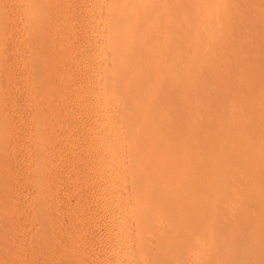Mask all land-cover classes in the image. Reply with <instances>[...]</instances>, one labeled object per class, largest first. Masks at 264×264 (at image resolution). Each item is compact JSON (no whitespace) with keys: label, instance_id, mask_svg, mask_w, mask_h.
<instances>
[{"label":"rangeland","instance_id":"rangeland-1","mask_svg":"<svg viewBox=\"0 0 264 264\" xmlns=\"http://www.w3.org/2000/svg\"><path fill=\"white\" fill-rule=\"evenodd\" d=\"M95 1L96 0H0V135H2L0 136V264H116L120 258H122L121 254L124 256L125 249L121 247L123 249V253H121L122 249L119 246L110 247L112 244L117 243L115 241L121 238V240H127V246L129 243L133 245L129 244L131 246H128V253L130 252V256L133 252L137 254L131 256V261L135 264H150V262H152L151 264H194V261H198V264L200 259L201 262L199 264H202L203 261L204 264H218V262L215 261L217 259H215V256L218 257L219 255L214 256L208 254L210 246L214 248L215 245L218 246L219 250L224 247V249H221L223 254H221L222 252H219L216 247L217 252L220 253L219 258L223 257L219 264H264V0H233L231 2L227 0L229 3L225 1L227 4L224 2L226 4L224 5L221 2L218 3L219 6L217 5L218 0H211V3L213 4V2H215L214 4L217 5V7H211L212 9L210 8V10L208 9L209 7H205V9L202 6V8L199 6L194 7L192 5L193 2L187 1L192 5L190 6L186 1L181 0V2L183 1V7L180 8V5H178L162 9L161 12L169 14L168 18L161 19L159 22H156L153 27L148 29L149 33L152 35L155 34L156 36L155 42L151 45L153 46L155 44L154 46L156 47L160 46L159 50L157 49L159 54L153 52L152 55L150 54L151 56H154V54L158 56L161 53L163 54L171 50L176 51V49L180 48L189 49L190 51H199L198 49L203 48L202 50H206V48L209 47L207 50L209 49L210 57L208 56V58L210 59H207L204 64L202 62L200 63L197 57H191V59L188 60H196L197 65L186 69L187 71L185 70V73L182 71L184 69H181L182 72L179 71V66L177 65L171 66L172 68L169 70L172 72L179 71L178 77L181 76V74H184L185 77L184 78L182 75L181 77H183L184 80L181 81L182 78L180 80L178 79L177 83V87L179 88L177 89L179 100H175L177 101L175 102L177 103V109L175 110V119L173 117V123L175 121L176 127H174L175 123L172 124V122L165 124L166 129H169L170 126L172 128L174 127L177 144L175 140H169L170 143H175V145L172 147L171 144L170 147L166 143L167 145L165 144V146H163L170 147V150L167 149V147L165 148L167 151L165 150L162 152L164 149L162 146V150L159 148L160 152L159 154L157 153L158 155L156 154V157L160 162L163 161L162 163L165 165L166 163L170 165H167L170 169L168 167L166 169L172 171L171 168L175 167L178 170V172L175 170L177 177H175V174H172L175 168H173L172 173H168V171L165 172L166 170L163 171L166 174V176L164 175L165 178L169 177L167 174L170 173L173 176L175 175L174 178H176V182L175 180L173 181V176L171 177L170 175L171 178L163 179L162 183H165V188L169 187V189H172L173 187L177 189L175 192L174 190L171 191L173 192L172 194L176 192V194H178V192L180 194L185 193H181V191L184 190L182 187L185 188V186L181 188L180 186L183 185L184 182V185L188 182L189 184H187V186H189V188L195 185L194 188L199 189V193L198 190L196 192V190L193 189V186L188 189L190 193H192L191 190H193V193L194 191L196 192L193 195L197 197H194V199L192 198V202H196L197 198H199V201H203V195H205V198L209 197L211 200L210 202L209 200L204 201L207 203L202 201L201 203L199 201L197 203L194 202L196 205L195 207L192 206L194 203H190L192 208H194L195 211L197 210L195 213H198L200 218L192 220L189 223L185 222V216H183L181 212H178V206L176 209H174L175 207L173 206L171 212L177 210V212L172 213L175 215L172 216L173 219L177 217L174 225L172 224L175 220L170 221V218L168 219V217H171V214L166 213L163 215L165 211H160L158 207H156L158 211L157 209H155L154 212V209L151 211L157 219H152L154 222L156 221L155 225L153 223L156 227L153 226V228L151 225L146 231H142V229L138 228V220H136L138 219L137 211L142 201L139 202L134 197L135 191H132L135 190L134 178H131V176L133 177L132 170L128 165L129 162L132 165V160L130 159L132 157H129L131 156V150L128 147L130 146L128 145L130 144L129 140H140V143L146 141L144 137L146 132L143 133L138 131L130 137L126 136V134H128L126 133L128 132V121L135 116L134 111L131 110L130 113H133V115L127 117V112L130 110L127 111V105L122 104L125 99L121 101V97L117 96L119 95L120 91L118 90L120 88L114 87V89L111 87L108 89L109 87L107 88V86H105L107 85L105 72L107 71L110 73V71H112V65L110 64H114L110 60L112 58L109 54V46H107V44H110L107 43V38H109L107 36H109V34L108 30L105 29L106 25L108 26L110 23V21H107L109 20L107 18V10L110 1L104 0V4L103 0H97L98 7ZM175 1L176 2H172V4L180 0ZM83 2L86 6L83 5ZM93 2L95 4H93ZM87 3H89L90 6ZM220 4L224 6H220ZM92 5H94L95 10ZM135 9L137 10L138 8L136 7ZM187 9L189 10L188 14ZM89 11H91L90 15ZM99 15L101 16L99 17ZM80 17L81 20L79 19ZM185 18H187V21ZM189 18H192L193 22L199 19H203L204 21L203 24L201 21L196 24L194 23L195 27H189ZM84 21H87V25ZM107 28L109 29V27ZM9 32L11 33L10 35ZM67 35L69 36L67 37ZM76 35L77 38H75ZM34 37L35 40H33ZM189 37H191L190 40ZM136 38L134 41H138L139 37L138 39ZM131 40L133 41V39H128L125 43H130ZM102 41L103 44L101 43ZM96 47L97 49H95ZM106 47L107 50H104ZM45 49L49 51H45ZM36 55H38V57ZM166 55H164L165 58ZM168 59L169 57L164 59L165 62L163 61L166 65L168 62L169 65L172 62L170 59V61H168ZM41 61L44 63H41ZM85 62L87 63L85 64ZM123 62L127 64L126 60ZM107 64L109 65L107 66ZM73 67L75 69H73ZM203 68L206 69L205 77H203L204 75L202 76ZM79 75L82 78H80ZM68 77L71 79H68ZM180 81L182 85H180ZM44 83L46 84L44 85ZM54 84L59 85L55 86ZM92 85L95 86L96 89ZM42 87L43 89H41ZM101 88L104 89L102 90ZM136 89L137 87L135 86L133 90ZM1 90L4 93H2ZM113 90H116V93H113ZM92 92H96V94ZM54 93H57V95ZM88 93H90V95ZM85 94H87V96ZM91 95L93 96L91 97ZM80 98L83 99L79 101ZM3 100L4 102H2ZM226 101L227 103H225ZM100 102L101 104H99ZM115 105L120 108L118 109ZM98 106L100 108H98ZM109 109H111L110 112L107 111ZM123 109L126 110V112H124ZM168 114L169 113L165 114L162 112L161 115L154 119L155 122L160 123L158 121H162L163 123L164 120L167 119ZM218 114H223L225 118H222V116ZM7 115L8 117L10 116V119ZM76 117H79L78 120ZM104 118H107V120ZM115 118L118 119L114 120ZM92 119L94 121H92ZM143 120V118H138L136 125H138V121H142L143 125L139 123V126L144 127L145 122ZM113 121H116V123H113ZM103 122L106 123L104 124ZM123 123H125V125ZM99 127H101L102 130ZM85 129L87 131H85ZM153 131H151L152 139L154 138L153 135L158 136L154 134L155 131ZM95 132L98 133L96 134ZM158 132H166L164 124L156 129V133ZM88 133L91 134V136ZM111 133L112 135L109 136ZM172 134L173 133L170 135L173 137ZM95 136H97V138ZM72 137L74 138L72 139ZM168 137L170 136L168 135ZM127 138H129V140ZM147 138H149V136H147ZM5 139L6 141L4 142H6V144L3 143ZM148 144L151 145L150 143ZM147 145L142 146H145L144 149H146ZM152 145L155 146V144ZM103 146H108V149ZM176 146L177 148H175ZM139 147H141V145ZM172 148H175V152L174 150L171 152ZM89 149H93L91 150L92 152H90ZM150 149L149 147L148 150ZM148 150H145V152L149 155L150 153L148 152L151 150ZM100 151L101 155L99 154ZM104 151H106V153H104ZM107 152H109V154ZM156 152L157 150H155V153ZM221 152L223 153L221 154ZM176 153V157L179 158V161H177L176 158H173V160L170 159L175 157ZM71 154L74 155L72 156ZM219 154H221V157ZM84 156L86 158H83ZM110 156H112V158ZM143 156L145 157L147 155L143 154ZM149 157L151 158L153 156L150 154L147 156V159ZM71 158L74 159L71 160ZM174 159L175 163L176 161L178 162L176 163L178 167L174 166L176 165L175 163L171 164V162H174ZM78 160L83 162H79ZM67 162L71 163L67 164ZM164 164H162V166ZM105 165L106 168L104 169ZM107 168H110L112 171L110 170L107 173ZM124 168L128 170L125 172ZM88 169L90 170L88 171ZM122 171L125 175H122ZM109 172L110 176L107 175ZM112 172L114 173L113 175L111 174ZM115 174L117 175L116 177ZM126 174L128 178H126ZM101 177L103 178L101 179ZM202 178H205L208 182L205 181L207 183H204L202 180L205 179ZM208 178H210V181ZM107 179L109 180L107 181ZM131 179L132 181H130ZM180 179L183 184L179 183ZM164 180L166 181L164 182ZM149 181H151L149 182L150 184L153 180L151 179ZM196 181L199 183L197 184ZM200 181H202V184H200ZM130 182H132V187ZM151 185L149 189H152ZM202 185L207 187L205 188L207 191L203 195L201 194ZM101 192H104V194L102 195ZM79 193L80 195H78ZM120 193L123 194L121 195ZM197 193L198 195H196ZM176 194L172 196L177 198ZM185 194L182 195L185 196ZM182 195L180 196L182 197ZM200 195H202V199H200ZM123 196L126 200H124L125 198H123ZM128 196L134 198H129ZM133 201H136V205ZM129 205H131V208ZM208 205L212 207L211 209L221 207L223 210V212L219 211L220 217H223L219 219L221 221L218 224V226H222V228L221 226L219 228L224 231L223 234L221 232L222 230H219L221 234L224 235L223 237L220 233L216 234L215 230L210 229L214 226L212 224L216 223L211 222L212 224L210 225L207 222V224L205 223L207 218L204 212L207 211H205V209H208ZM122 210H126V212L124 211L123 213ZM119 214H121L122 217L124 215V217L122 218L121 215L118 216ZM159 214L163 216L159 218ZM132 216L134 219H131L133 218ZM100 217L105 223L103 221L101 222ZM160 219L162 221H159ZM125 224L128 227L124 226ZM201 224L203 225L202 227ZM169 227H171V229ZM205 228L207 229V233L208 229L211 231L208 233H211L210 235L206 233L208 235H206V238L209 240L207 242L206 239L202 240L203 236L201 237V234H204L205 231L201 234L199 233L205 230ZM216 235L221 236L224 241L222 238H220V240L223 242L217 240L219 236L217 238ZM119 236L122 237L120 238ZM115 237L118 238L116 239ZM194 238L195 240L193 241ZM197 238L200 239L198 240ZM128 240H130L129 243ZM145 241L146 243H143V245L148 243V249L147 247L145 249L141 245V243ZM196 241L197 245L200 244L201 247L195 245ZM218 241L222 242V245ZM208 242H210V244H214V242L217 244L206 245ZM150 245H152V249H150ZM190 245L194 248L192 251ZM219 245L222 247H219ZM188 246H190L189 249L187 248ZM130 247L132 249L134 247V249L130 251ZM140 247L141 250L143 248L144 251L142 250L141 252L140 250L139 252V250H137V252H135L136 248L139 249ZM202 251H207L205 254H207V256L209 255V259L206 258L207 256L204 254L203 258H201L200 255L202 254L200 253H204ZM210 252H212V250ZM197 253L198 255L200 254V259H198ZM213 253L215 254L214 251L212 254ZM118 254L120 257H118ZM165 254L170 257H164ZM151 256L152 258H149ZM149 259H153L154 261H150ZM147 260H149V263ZM143 261H145V263ZM205 261L207 262L205 263Z\"/></svg>","mask_w":264,"mask_h":264},{"label":"bare ground","instance_id":"bare-ground-1","mask_svg":"<svg viewBox=\"0 0 264 264\" xmlns=\"http://www.w3.org/2000/svg\"><path fill=\"white\" fill-rule=\"evenodd\" d=\"M84 1V0H83ZM97 1V0H96ZM95 1V2H96ZM102 1V0H101ZM104 1V0H103ZM106 1V0H105ZM105 1H104V4H105ZM110 1V2H109ZM107 3H108V10H107V18L109 19V20H107L108 22L110 21V23L108 24V22H107V24H108V26L106 25V28L105 29H107L108 30V34H109V36H107V37H109V38H107V43H110L109 45L107 44V46H109L108 47V50L110 51V57L113 59H110L114 64H110V65H112L111 67H112V71H110V73L109 72H105V77H106V84L107 85H105V86H107V88L108 89H110L111 87H119L120 89L118 90V91H120L119 92V95H117V96H120L121 97V101H122V99L124 100L125 99V103L123 102L122 104L123 105H127V111H129V112H127L128 113V115H127V117L130 115V116H132L133 115V113L131 114L130 112H131V110L132 111H134V115L135 116H133L131 119H129L130 121H128V123H129V126H128V124H127V126H128V132H126V133H128V134H126V136L127 137H130L132 134H135V133H137L138 131H141V132H146L147 133V135H146V133H145V138H146V141H142L141 143H140V140L138 141H136V140H129V138H127L128 140H129V142H130V144H128V145H130V146H128L129 148H130V150L132 151V153H131V151H130V155L131 156H129V157H132V158H130L132 161H131V163H132V165L130 164V162L128 163V165H129V167L131 168V170H129V171H131L132 172V175H133V177L131 176V178H134V188H135V190H132L133 192L135 191V195H134V197L136 198V200L137 201H142V203L140 202V204H139V209H138V211L137 210H135V211H137V218L138 219H136V220H138V228L139 229H142V231H146L151 225H152V227L156 224V221L154 222L153 220H157L156 219V216L154 217V215H153V213L151 212L153 209V212L155 211V209H157L156 207H158V209L160 210V211H165L164 213H163V215H165L166 213L168 214V213H170L171 214V217H168V219L171 221V220H175L174 222H173V224L172 225H174L175 224V222H176V220H177V217L175 218V219H173V217L172 216H175V215H173L172 213H175V212H177V210H172V211H174V212H171V208L174 206L175 208L174 209H176V207L177 208H179L178 209V212H181L182 213V215L183 216H185L184 217V221L185 222H187V223H189L190 221H192V220H195V219H199L200 218V216H199V214L197 215L195 212L197 211H195L194 210V208H192V206H196L195 205V203H197L198 201H199V198H195L196 199V202L194 203V202H192L193 201V199H194V197H197V196H194L193 194H195L196 192H197V190H198V193H199V189H195L194 188V186H193V189H195L196 190V192L194 191V193H193V190H191V192L192 193H190V190H188V189H190V188H192V186H190V188H189V186H187V184H189L188 182H187V184L186 185H184L185 184V182H184V184L183 183H181L182 181H181V179H180V181H179V183L180 184H183V185H181L180 186V188L182 187V186H185V188L184 187H182V189H184V190H187V191H181V190H179V191H181V193L182 192H185V193H187V194H185V193H182V194H185V196L184 195H182V194H180L179 192H178V194H180V195H182V197L180 196V195H178V194H176V193H174V194H172L173 192H171V191H173L174 190V192H175V190H177L176 188L174 189L173 187H172V189L170 188L169 189V187L168 188H165L164 187V184H162L163 183V179H167V178H169L170 177V175H171V173H172V171H173V168H175V167H173V168H171L172 169V171H170L169 169V167L168 166H170L169 164H167L166 163V165L164 164V163H162V162H160L159 161V159H157V155L159 154V152H160V149L161 148H163L164 146H165V144L167 143L169 146L172 144V143H170L169 142V140H171V139H173V140H175V135H176V131H174L175 129H174V127H176V123H175V121H174V123H175V126L172 128L170 125H168V126H170V128L168 129H166V125L165 124H169L170 122H172V124H174L173 123V120L175 119V114H176V112H175V110L177 109V103H175V102H177L178 100H179V94H178V90L177 89H179L177 86H178V79L180 80L181 78V81H183L184 80V74H181V76L183 75V77H181V76H179L178 77V72L179 71H181V69H184V70H182L184 73L187 71L186 69H188V68H190V67H192V66H194V65H197V62H196V60H188V59H191V57L193 58V57H197V59L199 60V62L201 63H205V61L208 59H210V58H208V56H209V49L207 50V48H209V47H207L206 48V50H202V49H198L199 51H194V50H192V51H190L189 49H182V48H180V49H176V51L175 50H171V51H168V52H164L163 54L161 53L160 55H158V56H156L155 54H159L158 52H157V49L159 50V47H156V46H152L151 44H153L154 42H155V38H156V36H155V34H151V33H149V31H148V29L149 28H151V27H153L155 24H156V22H159L161 19H164V18H168V16H169V14H164L163 12H161V10L162 9H167L168 7H175V6H178V5H180V8L181 7H183V1H191V2H193V6L194 7H200V8H202V7H204V9H205V7L206 8H208L209 10H210V8L212 7V8H214L215 6L217 7V5L219 6V4L218 3H223L224 5H226L227 3L226 2H228L227 0H218V2H217V5H215L214 3L215 2H213V4L211 3V0H183L182 2H181V0L179 1V2H177V3H173L172 4V2H176L175 0H109ZM226 1V2H225ZM231 1H233V0H229V2H231ZM89 2V1H88ZM226 4H225V3ZM228 2V3H229ZM91 3V2H90ZM97 3V2H96ZM188 3V2H187ZM82 4V3H81ZM88 5H89V3H87ZM93 4H95L94 2H93ZM102 4H103V2H102ZM185 4V3H184ZM188 4H190V3H188ZM223 4H220V6L222 5V6H224ZM83 5H84V2H83ZM82 5V6H83ZM191 4H190V6H192ZM211 5H213V6H211ZM78 6H80V5H78ZM84 6H86V5H84ZM90 6V5H89ZM93 6V9L95 8L94 7V5H92ZM202 6V7H201ZM97 7H98V3H97ZM96 7V8H97ZM104 7V6H103ZM138 8L137 10L135 9V8ZM189 7V6H188ZM89 8V7H88ZM211 8V9H212ZM81 9V8H80ZM83 9V8H82ZM92 9V10H93ZM106 9H107V7H106ZM84 10V9H83ZM88 10V9H87ZM95 10V9H94ZM99 10V9H98ZM81 11V10H80ZM207 11V10H206ZM85 12V11H84ZM83 12V13H84ZM90 12L91 11H89V15H90ZM95 12V11H94ZM101 12H102V9H101ZM188 12H189V10L187 9V14H188ZM82 13V12H81ZM80 16V15H79ZM81 16H85V15H81ZM101 15H99V17H100ZM72 17V16H71ZM95 17V16H94ZM206 17V16H205ZM91 18V17H90ZM97 18V17H96ZM106 18V19H107ZM187 18H188V16H187ZM187 18H185V20L187 21ZM78 19V18H77ZM80 20H81V17L79 18ZM84 19V18H83ZM87 19H89V18H87ZM198 19V18H197ZM205 19V18H204ZM79 20V21H80ZM94 20H95V18H94ZM98 20V19H97ZM101 20V19H100ZM206 20V19H205ZM89 21V20H88ZM99 21V20H98ZM102 21V20H101ZM189 21H190V25H189V27H195V24L196 23H198V22H201L202 21V24H203V19L201 20V19H199V20H194V22H193V20H192V18H189ZM85 22V21H84ZM87 22V21H86ZM86 22H85V24H86ZM100 22V21H99ZM103 22V21H102ZM195 23V24H194ZM58 24V23H57ZM65 24V23H64ZM63 24V25H64ZM92 24V23H91ZM90 24V25H91ZM96 24V23H95ZM87 25V24H86ZM99 25V24H98ZM82 26V25H81ZM83 27V26H82ZM85 27V26H84ZM107 27H109V29L107 28ZM65 28H67V27H65ZM73 28V27H72ZM76 28H78V27H76ZM80 28V27H79ZM91 28V27H90ZM94 28V27H93ZM80 30V29H79ZM91 30V29H90ZM50 31V30H49ZM99 31H100V29H99ZM41 32H42V30H41ZM68 32V31H67ZM66 32V33H67ZM43 33H45V32H43ZM47 33V32H46ZM11 33L9 32V35H10ZM41 34V33H40ZM70 34V33H69ZM48 35H50V34H48ZM71 35V34H70ZM106 35V34H105ZM69 35H67V37H68ZM91 36V35H90ZM95 36V35H94ZM40 37V36H39ZM49 37V36H48ZM137 37V38H136ZM138 37H139V39H138ZM28 38V37H27ZM30 38H31V36H30ZM73 38H74V36H73ZM75 38H77V35H76V37ZM95 38V37H94ZM103 38H105V37H103ZM138 39V41H134V39ZM190 38L191 37H189V40H190ZM29 39V38H28ZM32 39V38H31ZM56 39V38H55ZM69 39V38H68ZM82 39V38H81ZM91 39V38H90ZM130 40V39H133V41L131 42L130 41V43H125V41H127V40ZM33 40H35V37L33 38ZM79 40V39H78ZM83 40V39H82ZM81 40V41H82ZM4 41V40H3ZM30 41V40H29ZM87 41V40H86ZM109 41V42H108ZM206 41V40H205ZM20 42V41H19ZM68 42V41H67ZM83 42V41H82ZM13 43V42H12ZM56 43V42H55ZM92 43V42H91ZM102 44H103V41L101 42ZM6 44V43H5ZM9 44V43H8ZM54 44V43H53ZM70 44V43H69ZM76 44V43H75ZM90 44V43H89ZM73 45V44H72ZM88 45V44H87ZM99 45H101V44H99ZM158 45H160V44H158ZM253 45V44H252ZM10 46V45H9ZM78 46H79V43H78ZM33 47V46H32ZM75 47H77V46H75ZM86 47H88V46H86ZM103 47V46H102ZM8 48V47H7ZM12 48V47H11ZM19 48V47H18ZM94 48V47H93ZM4 49V48H3ZM10 49V48H9ZM50 49V48H49ZM92 49V48H91ZM95 49H97V47L95 48ZM6 50V49H5ZM47 49H45V51H46ZM54 50V49H53ZM99 50H101V49H99ZM104 50H107V47H106V49L104 48ZM47 51H49V50H47ZM78 51V50H77ZM91 51V50H90ZM85 52H87V51H85ZM155 53V52H157V53H155L154 54V56H151L152 55V53ZM30 53V52H29ZM49 53V52H48ZM53 53V52H52ZM93 53V52H92ZM106 53H108V52H106ZM232 53V52H231ZM11 54V53H10ZM75 54V53H74ZM83 54V53H82ZM101 54V53H100ZM108 54V55H109ZM151 54V55H150ZM167 54V55H166ZM52 55V54H51ZM87 55V54H86ZM103 55V54H102ZM101 55V56H102ZM104 55H106V54H104ZM164 55H166V58L164 57ZM37 57H38V55H36ZM53 56V55H52ZM51 56V57H52ZM74 56V55H73ZM89 56H90V54H89ZM163 56V57H162ZM169 57V59L172 61L171 63H170V65H169V62L167 63V65L164 63L165 61H164V59H167L168 57ZM4 57V56H3ZM43 57H44V54H43ZM49 57V56H48ZM61 57V56H60ZM83 57V56H82ZM103 57V56H102ZM105 57V56H104ZM210 57V56H209ZM77 58V57H76ZM87 58V57H86ZM90 58V57H89ZM107 58V57H106ZM106 58H104V59H106ZM8 59H9V56H8ZM13 59V58H12ZM47 59V58H46ZM51 59V58H50ZM78 59V58H77ZM76 59V60H77ZM94 59V58H93ZM168 59V61H170ZM7 60V59H6ZM40 60V59H39ZM72 60V59H71ZM74 60V59H73ZM84 60V59H83ZM90 60V59H89ZM109 60V61H110ZM124 60H126L127 61V64H125V62H123ZM51 61V60H50ZM110 61V62H111ZM164 61V62H163ZM192 61V62H191ZM250 61V60H249ZM79 62V61H78ZM99 62V61H98ZM103 62V61H102ZM129 62V63H128ZM41 63H44L43 61H41ZM51 63V62H50ZM49 63V64H50ZM55 63V62H54ZM53 63V64H54ZM58 63V62H57ZM72 63V62H71ZM73 63H74V61H73ZM72 63V64H73ZM87 62H85V64H86ZM101 63V62H100ZM99 63V64H100ZM47 64V63H46ZM52 64V65H53ZM65 64V63H64ZM75 64V63H74ZM92 64V63H91ZM98 64V63H97ZM101 64H104V63H101ZM130 64V65H129ZM63 65V64H62ZM94 65V64H93ZM109 64H107V66H108ZM113 65H114V67H113ZM175 65H177V66H179V71L177 72V71H169L173 66H175ZM45 66V65H44ZM47 66V65H46ZM59 66V65H58ZM61 66V65H60ZM89 66V65H88ZM92 66V65H91ZM96 66V65H95ZM172 66V67H171ZM56 67V66H55ZM69 67V66H68ZM75 67V66H74ZM73 67V69H75ZM76 67H77V65H76ZM93 67V66H92ZM97 67V66H96ZM101 67V66H100ZM170 67V68H169ZM9 68V67H8ZM47 68V67H46ZM89 68V67H88ZM91 68V67H90ZM94 69V68H93ZM106 69V68H105ZM14 70V69H13ZM102 70H103V68H102ZM186 70V71H185ZM49 71V70H48ZM74 71V70H73ZM87 71V70H86ZM93 71V70H92ZM181 71V72H182ZM2 72V71H1ZM61 72V71H60ZM83 72V71H82ZM91 72V71H90ZM204 72V73H203ZM203 72H202V76L203 77H205V74H206V69H204L203 68ZM10 73V72H9ZM11 73H12V71H11ZM87 73V72H86ZM67 74V73H66ZM68 74H69V71H68ZM84 74H85V72H84ZM63 75V74H62ZM91 75V74H90ZM93 75V74H92ZM98 75V74H97ZM58 76V75H57ZM80 76V75H79ZM201 76V77H202ZM65 77V76H64ZM67 77V76H66ZM71 77V76H70ZM72 77H74V76H72ZM77 77V76H76ZM202 77V78H203ZM60 78H62V77H60ZM80 78H82L81 76H80ZM84 78V77H83ZM100 78V77H99ZM1 79V78H0ZM59 79V78H58ZM66 79V78H65ZM68 79H71V78H69L68 77ZM74 79V78H73ZM52 80V79H51ZM81 80V79H80ZM79 80V81H80ZM90 80V79H89ZM2 81V80H1ZM62 81H63V79H62ZM72 81V80H71ZM82 81V80H81ZM80 81V82H81ZM98 81V80H97ZM180 81V82H181ZM50 82V81H49ZM79 82V83H80ZM99 82V81H98ZM61 83V82H60ZM46 83H44V85H45ZM62 84V83H61ZM64 84H65V82H64ZM98 84V83H97ZM55 85V84H54ZM59 85V84H58ZM58 85H55V86H58ZM94 85V84H93ZM92 85V86H93ZM180 85H182V82L180 83ZM179 85V86H180ZM1 86H2V84H1ZM104 86V87H105ZM136 86L137 87V89L136 90H133L134 89V87ZM4 87V86H3ZM2 87V88H3ZM8 87H9V85H8ZM60 87V86H59ZM78 87V86H77ZM94 88H95V86H93ZM97 87V86H96ZM99 87V86H98ZM101 87H102V85H101ZM180 87H182V86H180ZM184 87V86H183ZM1 88V89H2ZM21 88V87H20ZM20 88H18V89H20ZM61 88V87H60ZM89 88V87H88ZM112 88V89H113ZM165 88V89H164ZM9 89V88H8ZM17 89V90H18ZM41 89H43V87L41 88ZM80 89V88H79ZM96 89V88H95ZM102 89V88H101ZM104 89V88H103ZM102 89V90H103ZM115 89V88H114ZM164 89V90H163ZM4 90V89H3ZM2 91V90H1ZM36 91V90H35ZM79 91H81V90H79ZM114 92L113 93H116L115 91L116 90H113ZM18 92H19V90H18ZM23 92V91H22ZM26 92V91H25ZM83 92V91H82ZM2 93H4L3 91H2ZM20 93V92H19ZM45 93V92H44ZM51 93V92H50ZM93 93V92H92ZM102 93H103V91H102ZM14 94V93H13ZM54 94H56L57 95V93H54ZM53 94V95H54ZM60 94V93H59ZM59 94H58V96H59ZM83 94V93H82ZM89 95H90V93H88ZM93 94H96V92L95 93H93ZM105 94V93H104ZM118 94V93H117ZM121 94V95H120ZM3 95H5V94H3ZM55 95V96H56ZM63 95H66V94H63ZM73 95V94H72ZM86 96H87V94H85ZM98 95V94H97ZM178 95V96H177ZM7 96V95H6ZM23 96H25V95H23ZM22 96V97H23ZM74 96V95H73ZM93 95H91V97H92ZM109 96V95H108ZM108 96H107V98H108ZM0 97H1V95H0ZM32 97V96H31ZM70 97V96H69ZM104 97V96H103ZM145 97H147V98H145ZM2 98H3V96H2ZM15 98H18V97H15ZM28 98V97H27ZM48 98H49V96H48ZM106 98V99H107ZM14 99V98H13ZM25 99V98H24ZM47 99V98H46ZM81 99H83V98H80V100L79 101H81ZM91 99V98H90ZM89 99V100H90ZM11 100V99H10ZM60 100V99H59ZM67 100H68V98H67ZM112 100H113V98H112ZM175 100H177V101H175ZM224 100V99H223ZM6 101V100H5ZM65 101V100H64ZM83 101V100H82ZM92 101V100H91ZM90 101V102H91ZM94 101V100H93ZM99 101V100H98ZM101 101V100H100ZM107 101V100H106ZM106 101H104V102H106ZM109 101H111V100H109ZM225 101V100H224ZM224 101H222V102H224ZM2 102H4V100L2 101ZM47 102V101H46ZM58 102V101H57ZM67 102V101H66ZM65 102V103H66ZM72 102H73V100H72ZM71 102V103H72ZM61 103V102H60ZM83 103V102H82ZM87 103V102H86ZM94 103H95V101H94ZM110 103V102H109ZM113 103V102H112ZM118 103V102H117ZM225 103H227V101L225 102ZM99 104H101V102L99 103ZM108 104V103H107ZM119 104V103H118ZM55 105V104H54ZM59 105V104H58ZM112 105V104H111ZM14 106V105H13ZM49 106V105H48ZM53 106V105H52ZM56 106V105H55ZM100 106V105H99ZM98 106V108H100ZM102 106V105H101ZM110 106V105H109ZM116 106V105H115ZM45 107V106H44ZM58 107V106H57ZM111 107V106H110ZM117 107V106H116ZM124 107V106H123ZM122 107V108H123ZM158 107V108H157ZM160 107V108H159ZM56 108V107H55ZM66 108V107H65ZM70 108H71V106H70ZM84 108H85V106H84ZM97 108V109H98ZM106 108H107V106H106ZM118 108V107H117ZM120 108V107H119ZM118 108V109H119ZM76 109H78V108H76ZM83 109V108H82ZM108 109V108H107ZM124 109H125V107H124ZM123 109V110H124ZM11 110V109H10ZM36 110H37V108H36ZM70 110V109H69ZM85 110V109H84ZM83 110V111H84ZM86 110H87V108H86ZM86 110H85V112H86ZM96 110V109H95ZM105 110V109H104ZM110 110L111 109H109V110H107V111H109L110 112ZM126 110H124V112H126ZM6 111V110H5ZM33 111V110H32ZM78 111V110H77ZM69 112V111H68ZM119 112V111H118ZM123 112V111H122ZM165 113V114H167V113H169L168 114V117H167V119H165L164 120V122L162 123V121H158V122H160V123H157V122H155V118L156 117H158L159 115H161V113ZM7 113V112H6ZM30 113H31V111H30ZM38 113V112H37ZM47 113V112H46ZM66 113V112H65ZM64 113V114H65ZM72 113H73V111H72ZM113 113V112H112ZM35 114V113H34ZM57 114V113H56ZM63 114V115H64ZM81 114V113H80ZM79 114V115H80ZM83 114V113H82ZM106 114H108V113H106ZM116 114V113H115ZM39 115V114H38ZM96 115V114H95ZM104 115V114H103ZM102 115V116H103ZM219 116L221 115L222 116V118L224 117L225 118V116L223 115V114H218ZM32 116H33V114H32ZM56 116H58V115H56ZM68 116V115H67ZM7 117H8V115H7ZM10 117V116H9ZM8 117V118H9ZM12 117V116H11ZM42 117V116H41ZM54 117V116H53ZM83 117V116H82ZM92 117V116H91ZM107 117V116H106ZM114 117V116H113ZM112 117V118H113ZM118 117V116H117ZM173 117H174V119H173ZM30 118H31V116H30ZM77 118V117H76ZM79 118V117H78ZM78 118H77V120H78ZM81 118V117H80ZM93 118V117H92ZM95 118V117H94ZM138 118H143L144 120V122H145V125H144V127H141V126H139V123H141L142 124V121H138V125H136L137 124V119ZM10 119V118H9ZM32 119V118H31ZM68 119V118H67ZM82 119V118H81ZM80 119V120H81ZM103 119V118H102ZM105 119V118H104ZM118 118H115L114 120H117ZM34 120V119H33ZM52 120H54V119H52ZM59 120V119H58ZM63 120H64V118H63ZM62 120V121H63ZM99 120V119H98ZM105 120H107V118L105 119ZM109 120H110V118H109ZM109 120H108V122H109ZM112 120V119H111ZM127 120H128V118H127ZM29 121V120H28ZM48 121V120H47ZM60 121V120H59ZM82 121V120H81ZM92 121H94L93 119H92ZM26 122V121H25ZM46 122V121H45ZM52 122V121H51ZM61 122V121H60ZM59 122V123H60ZM111 122V121H110ZM6 123V122H5ZM13 123V122H12ZM33 123H34V121H33ZM58 123V122H57ZM81 123V122H80ZM79 123V124H80ZM89 123V122H88ZM104 123V122H103ZM106 123V122H105ZM104 123V124H105ZM113 123H116V121L114 122L113 121ZM25 124H27V123H25ZM61 124V123H60ZM65 124V123H64ZM87 124V123H86ZM101 124V123H100ZM100 124H98V125H100ZM103 124V125H104ZM124 125H125V123H123ZM164 124V127H165V131L166 132H158V133H161V134H158V133H156V129H158V127H160V125H163ZM46 125V124H45ZM49 125V124H48ZM59 125V124H58ZM74 125V124H73ZM124 125H123V127H124ZM143 125V124H142ZM31 126V125H30ZM61 126V125H60ZM59 126V127H60ZM77 126H78V124H77ZM102 126V125H101ZM108 126H109V124H108ZM113 126V125H112ZM126 126V127H127ZM139 126V127H138ZM6 127V126H5ZM8 127H10V126H8ZM33 127V126H32ZM63 127V126H62ZM66 127H68V126H66ZM91 127V126H90ZM104 127V126H103ZM155 127H157V128H155ZM17 128V127H16ZM70 128H71V126H70ZM76 128V127H75ZM87 128L89 129V126H88V124H87ZM100 129H101V127H99ZM110 128V127H109ZM112 128V127H111ZM121 128V127H120ZM47 129H49V128H47ZM50 129H51V127H50ZM91 129V128H90ZM123 129V128H122ZM151 129H155L154 131H155V133L154 134H157L158 136H155V135H153L154 136V138L152 139V133H151V131H153V130H151ZM8 130V129H7ZM24 130V129H23ZM53 130V129H52ZM99 130V129H98ZM102 130V129H101ZM106 130V129H105ZM107 130H108V128H107ZM106 130V131H107ZM110 130V129H109ZM125 130V129H124ZM71 131V130H70ZM78 131H79V129H78ZM85 131H87L86 129H85ZM96 131V130H95ZM122 131V130H121ZM127 131V130H126ZM153 131V132H154ZM174 131V132H173ZM30 132V131H29ZM32 132V131H31ZM34 132V131H33ZM90 132H91V130H90ZM101 132V131H100ZM109 132H111V131H109ZM244 132V131H243ZM48 133V132H47ZM50 133V132H49ZM73 133V132H72ZM96 133V132H95ZM98 133V132H97ZM96 133V134H97ZM105 133V132H104ZM149 133H151V134H149ZM171 133H173L172 135H173V137L170 135ZM69 134V133H68ZM87 134V133H86ZM89 134V133H88ZM108 134V133H107ZM119 134V133H118ZM65 135V134H64ZM71 135V134H70ZM90 136H91V134H89ZM104 135V134H103ZM110 135H112V133L111 134H109V136ZM168 135L170 136V137H168ZM0 136H2V135H0ZM6 136H8V135H6ZM11 136V135H10ZM63 136V135H62ZM74 136V135H73ZM80 136H81V134H80ZM99 136V135H98ZM119 136H121V135H119ZM147 136H149V138H147ZM13 137V136H12ZM11 137V138H12ZM96 138H97V136H95ZM100 137H103V136H100ZM116 137H118V136H116ZM122 137V136H121ZM125 137V136H124ZM168 137V138H167ZM3 138H7V137H3ZM49 138H51V137H49ZM69 138V137H68ZM74 137H72V139H73ZM83 138V137H82ZM94 138V137H93ZM114 138H115V136H114ZM123 138V137H122ZM121 138V139H122ZM176 138H178V137H176ZM80 139V138H79ZM11 140V139H10ZM22 140V139H21ZM59 140V139H58ZM115 140H116V138H115ZM172 140V141H173ZM177 140V139H176ZM175 140V141H176ZM4 141H6V139L5 140H3V143H5L6 144V142H4ZM49 141H51V140H49ZM55 141V140H54ZM70 141H73V140H70ZM82 141V140H81ZM103 141V140H102ZM105 141V140H104ZM171 141V142H172ZM174 141V142H175ZM58 142V141H57ZM67 142V141H66ZM99 142H100V140H99ZM106 142V141H105ZM109 142H110V140H109ZM114 142V141H113ZM119 142V141H118ZM128 142V143H129ZM52 143V142H51ZM55 143V142H54ZM68 143V142H67ZM78 143H80V142H78ZM95 143V142H94ZM103 143V142H102ZM142 143H145V144H142ZM148 143H150L151 145H147ZM176 144H177V141L175 142ZM175 143L174 144H172V147L175 145ZM53 144V143H52ZM70 144H71V142H70ZM76 144V143H75ZM82 144H84V143H82ZM86 144V143H85ZM100 144H101V142H100ZM107 144H108V142H107ZM152 144H155V146H156V149H155V146L154 145H152ZM166 144V145H167ZM23 145V144H22ZM59 145V144H58ZM73 145V144H72ZM78 145H80V144H78ZM88 145V144H87ZM104 145V144H103ZM106 145V144H105ZM109 145H110V143H109ZM114 145V144H113ZM141 145V147H139ZM142 145H147L146 146V149H144L145 148V146H142ZM164 145V146H163ZM4 146V145H3ZM17 146V145H16ZM89 146H91V145H89ZM93 146V145H92ZM112 146V145H111ZM110 146V147H111ZM120 146V145H119ZM123 146V145H122ZM127 146V145H126ZM163 146V147H162ZM55 147V146H54ZM62 147V146H61ZM65 147H66V145H65ZM69 147V146H68ZM95 147V146H94ZM93 147V148H94ZM103 147H105V146H103ZM108 147V146H107ZM107 147H105V148H107ZM151 148L150 150L153 152V154H152V152L150 151V150H148V148ZM168 147V146H167ZM167 147H164V149L162 150V152H164L166 149L165 148H167ZM171 147V146H170ZM170 147H168L167 149H169ZM5 148V147H4ZM4 148H2V149H4ZM88 148V147H87ZM89 148H91V147H89ZM123 148V147H122ZM121 148V149H122ZM128 148V149H129ZM141 148H143V149H141ZM160 148V149H159ZM175 148H177V146L175 147ZM175 148H172V151L171 152H173V150L175 149ZM52 149H53V147H52ZM67 149V148H66ZM73 149H74V147H73ZM78 149H79V147H78ZM108 149V148H107ZM117 149V148H116ZM124 149V148H123ZM122 149V150H123ZM126 149V148H125ZM127 149V150H128ZM59 150V149H58ZM77 150V149H76ZM81 150V149H80ZM90 150V149H89ZM91 150H93V149H91ZM90 150V152H92ZM100 150V149H99ZM118 150V149H117ZM116 150V151H117ZM145 150H148V151H150V152H148V153H150L153 157H149L148 159H147V156H149L146 152H145ZM154 150V151H153ZM155 150H157V152L155 153ZM170 150V149H169ZM11 151V150H10ZM35 151V150H34ZM70 151H71V149H70ZM69 151V152H70ZM74 151V150H73ZM82 151H83V148H82ZM81 151V152H82ZM167 151V150H166ZM1 152V151H0ZM64 152V151H63ZM72 152V151H71ZM85 152H87V151H85ZM94 152V151H93ZM96 152H97V150H96ZM145 152V153H144ZM161 152V153H162ZM174 152H175V150H174ZM13 153V152H12ZM54 153H56V152H54ZM54 153H53V155H54ZM65 153V152H64ZM77 153V152H76ZM89 153V152H88ZM95 153V152H94ZM98 153V152H97ZM104 153H106V151H104ZM108 154H109V152H107ZM158 153V154H157ZM160 153V154H161ZM223 152H221V154H222ZM9 154V153H8ZM11 154V153H10ZM20 154V153H19ZM63 154V153H62ZM66 154V153H65ZM79 154V153H78ZM87 154V153H86ZM100 155H101V151H100V153H99ZM99 154H98V156H99ZM111 154V153H110ZM143 154H145V155H147V156H143ZM157 154V155H156ZM171 154H174V153H171ZM221 154H219V156L221 155ZM5 155V154H4ZM61 155V154H60ZM68 155H70V154H68ZM72 155V154H71ZM74 155V154H73ZM72 155V156H73ZM92 155V154H91ZM95 155V154H94ZM97 155V154H96ZM128 155V154H127ZM224 155V154H223ZM64 156V155H63ZM79 156V155H78ZM78 156H77V158H78ZM89 156V155H88ZM87 156V157H88ZM169 156H170V153H169ZM177 156V153L175 154V157H172V158H170V159H172L173 160V158H176L177 159V161H179V158H177L176 157ZM70 157V156H69ZM82 157V156H81ZM111 158H112V156H110ZM221 157V156H220ZM5 158V157H4ZM51 158V157H50ZM49 158V159H50ZM54 158H56V157H54ZM83 158H86L85 156L83 157ZM105 158V157H104ZM60 159V158H59ZM62 159V158H61ZM65 159V158H64ZM74 159V158H73ZM72 158H71V160H73ZM93 159V158H92ZM91 159V160H92ZM103 159V158H102ZM126 159V158H125ZM170 159H168V160H170ZM65 160H67V159H65ZM82 160H84V159H82ZM86 160V159H85ZM87 160H89V159H87ZM105 160V159H104ZM161 160V159H160ZM164 160H166V159H164ZM171 160V161H172ZM48 161V160H47ZM53 161V160H52ZM64 161V160H63ZM62 161V162H63ZM69 161H70V159H69ZM79 161V160H78ZM93 161V160H92ZM106 161V160H105ZM125 161V160H124ZM170 161V162H171ZM176 161V163H178ZM79 162H83V161H79ZM86 162V161H85ZM84 162V163H85ZM126 162V161H125ZM124 162V163H125ZM165 162V161H164ZM168 162V161H167ZM71 163V162H70ZM70 163H68L67 162V164H70ZM75 163V162H74ZM92 163V162H91ZM102 163V162H101ZM106 163V162H105ZM107 163H108V160H107ZM106 163V164H107ZM151 163V164H150ZM169 163V162H168ZM175 163V159H174V162L172 163L171 162V164H174ZM175 163V164H176ZM7 164V163H6ZM32 164V163H31ZM65 164H66V162H65ZM78 164V163H77ZM77 164H76V166H77ZM80 164V163H79ZM86 164V163H85ZM89 164V163H88ZM92 164H94V163H92ZM97 164H99V163H97ZM96 164V165H97ZM112 164V163H111ZM159 164V165H158ZM162 164H164L163 166H162ZM8 165V164H7ZM33 165V164H32ZM63 165V164H62ZM84 165V164H83ZM117 165V164H116ZM118 165H119V162H118ZM117 165V166H118ZM125 165V164H124ZM128 165H127V167H128ZM168 165V166H167ZM6 166V165H5ZM64 166V165H63ZM72 166H73V162H72ZM101 166V165H100ZM112 166V165H111ZM121 166V165H120ZM166 166V167H165ZM174 166H177V164L176 165H174ZM35 167V166H34ZM56 167V166H55ZM68 167V166H67ZM66 167V168H67ZM70 167V166H69ZM90 167V166H89ZM94 167V166H93ZM99 167V166H98ZM102 167V166H101ZM108 167V166H107ZM119 167V166H118ZM169 168V169H166V168ZM178 167V166H177ZM31 168H33V167H31ZM74 168H76V167H74ZM78 168V167H77ZM79 168H80V166H79ZM92 168V167H91ZM106 168V165H105V167H104V169ZM117 168V167H116ZM99 169V168H98ZM114 169V168H113ZM125 169V172L128 170L127 168H124ZM55 170V169H54ZM74 170V169H73ZM84 170V169H83ZM86 170V169H85ZM90 169H88V171H89ZM101 170V169H100ZM102 170H103V168H102ZM111 169L109 168H107V170H106V172L108 173V171H110ZM116 170V169H115ZM114 170V171H115ZM119 170V169H118ZM166 170V171H165ZM175 170H177V168H175L174 169V172L172 173V174H175L176 175V172H175ZM66 171V170H65ZM97 171V170H96ZM112 171V170H111ZM128 171V172H129ZM163 171H165V172H167L168 171V173L169 172H171L170 174H167L169 177H167V178H165L164 177V175L166 176V174H165V172H163ZM76 172V171H75ZM74 172V173H75ZM93 172V171H92ZM94 172H95V170H94ZM106 172H105V174H106ZM177 172H178V170H177ZM4 173V172H3ZM97 173V172H96ZM101 173V172H100ZM103 173V172H102ZM112 175L114 174L113 172L111 173ZM125 175V173L122 171V175ZM131 174V173H130ZM179 174V173H178ZM103 175V174H102ZM107 175H109L110 176V172H109V174H107ZM112 175H111V177H112ZM119 175V174H118ZM174 175V176H175ZM209 175V174H208ZM66 176V175H65ZM82 176V175H81ZM95 176H96V174H95ZM98 176V175H97ZM117 175L115 174V177H116ZM126 176H127V174H126ZM173 175H171V177H172ZM174 176H173V181L175 180V182H176V178H174ZM111 177H110V180H111ZM130 177V176H129ZM170 177V178H171ZM175 177H177V175L175 176ZM206 177H208V176H206ZM79 178V177H78ZM84 178H85V176H84ZM103 177H101V179H102ZM113 178V177H112ZM120 178V177H119ZM126 178H128V176L126 177ZM169 178V179H170ZM90 179V178H89ZM105 179V178H104ZM103 179V180H104ZM153 180L152 181V183H150L149 184V182H151V181H149V180ZM171 179V180H172ZM202 179H205V178H202ZM209 179V181H210V178H208ZM211 179H213V178H211ZM77 180V179H76ZM87 180V179H86ZM109 179H107V181H108ZM128 180V179H127ZM201 180V179H200ZM26 181V180H25ZM73 181V180H72ZM99 181V180H98ZM101 181V180H100ZM112 181H113V179H112ZM129 181V180H128ZM130 181H132V179L130 180ZM155 181V182H154ZM166 180H164V182H165ZM199 181V180H198ZM204 183H207L208 181L205 179V180H202ZM202 181H200V184H202ZM205 181H207V182H205ZM212 181V180H211ZM76 182V181H75ZM92 182V181H91ZM116 182V181H115ZM117 182H119V181H117ZM174 182V183H175ZM197 182V181H196ZM213 182V181H212ZM82 183V182H81ZM86 183V182H85ZM98 183V182H97ZM100 183V182H99ZM123 183V182H122ZM121 183V184H122ZM131 183V187H132V182H130ZM179 183H177V184H179ZM193 183H195V182H193ZM199 182H197V184H198ZM116 184V183H115ZM119 184V183H118ZM120 184V185H121ZM124 184V183H123ZM149 184V185H148ZM152 184V185H151ZM171 184V183H170ZM196 184V183H195ZM209 184V183H208ZM93 185V184H92ZM151 185V187H152V189H149V186ZM167 185V184H166ZM171 186V185H170ZM175 186V185H174ZM187 186V187H186ZM203 186V185H202ZM205 186V185H204ZM202 187L201 188V191H202V195L207 191V190H205V188H207L206 186L205 187ZM210 186V185H209ZM83 187V186H82ZM118 187H119V185H118ZM124 187H126V186H124ZM131 187H130V190H131ZM150 187V188H151ZM167 187V186H166ZM122 188V187H121ZM128 188H129V186H128ZM148 188V189H147ZM210 188V187H209ZM110 190V189H109ZM112 190V189H111ZM118 190V189H117ZM122 190V189H121ZM125 190V189H124ZM168 190V191H167ZM75 191V190H74ZM126 191V190H125ZM78 192V191H77ZM85 192V191H84ZM112 192V191H111ZM126 192H128V191H126ZM132 192V193H133ZM83 193V192H82ZM102 193V192H101ZM100 193V194H101ZM124 193V192H123ZM122 193V194H123ZM198 193L196 194V195H198ZM219 193V192H218ZM104 194V192L102 193V195ZM106 194V193H105ZM121 194V193H120ZM121 194V195H122ZM176 194V196H177V198L176 197H173L172 195H175ZM191 194V195H190ZM78 195H80V193L78 194ZM95 195H97V194H95ZM130 195V194H129ZM202 195H200V199H202L201 197H202ZM216 195V194H215ZM91 196V195H90ZM99 196V195H98ZM125 196V195H124ZM123 196V198H125ZM205 195H203V201L202 200H200L199 202L201 203V201L202 202H204V201H208L209 200V202H210V198L209 197H204ZM219 196V195H218ZM103 197V196H102ZM106 197V196H105ZM109 197V196H108ZM113 197H114V195H113ZM129 197V196H128ZM130 197H132V196H130ZM129 197V198H130ZM134 197H132V198H134ZM178 197H181V198H178ZM66 198V197H65ZM82 198V197H81ZM87 198V197H86ZM110 198H112V197H110ZM193 198V199H192ZM208 198V199H207ZM217 198V197H216ZM215 198V199H216ZM83 199H84V197H83ZM108 199V198H107ZM118 199V198H117ZM121 199V198H120ZM103 200H104V198H103ZM109 200V199H108ZM124 200H126V198L124 199ZM217 200V199H216ZM220 200V199H219ZM9 201V200H8ZM116 201V200H115ZM118 201V200H117ZM98 202V201H97ZM103 202V201H102ZM106 202V201H105ZM111 202V201H110ZM134 202V201H133ZM132 202V203H133ZM136 202V201H135ZM135 202H134V204H135ZM91 203V202H90ZM109 203V202H108ZM115 203V202H114ZM121 203V202H120ZM125 203H126V201H125ZM190 203L191 204H193L194 203V205H190ZM204 203H207V202H204ZM105 204V203H104ZM123 204V203H122ZM128 204V203H127ZM111 205V204H110ZM118 205V204H117ZM136 205V204H135ZM157 205V206H156ZM99 206V205H98ZM123 206H124V204H123ZM130 206V208H131V205H129ZM191 206V207H190ZM210 205H208V209H205V211L207 210L208 211V213H207V211L206 212H204L205 214H206V216L205 215H203V216H205L206 218H207V220L205 221V223L207 222L209 225L210 224H212L211 222H213V223H216V224H212V225H214L213 226V228L211 227L210 229H212V230H215L216 231V234L217 233H220L221 234V232L224 234V231L221 229L222 228V226H221V228H219L220 226H218V224H219V222L221 221V220H219V219H222V217H220V212H223V210L221 209V207L220 208H215V209H211L212 207H209ZM101 207V206H100ZM107 207H109V206H107ZM106 207V208H107ZM125 207H126V205H125ZM128 207V206H127ZM133 207V206H132ZM181 207V208H180ZM109 208H111V207H109ZM135 208V207H134ZM169 208H170V210H169ZM101 209V208H100ZM104 209V208H103ZM158 209H157V211H158ZM120 210H121V208H120ZM120 210H119V212H120ZM179 210H181V211H179ZM192 210V211H191ZM222 210V211H221ZM115 211H116V209H115ZM118 211V210H117ZM125 212H126V210H124ZM124 211L122 210V212L124 213ZM131 211V210H130ZM156 211V212H157ZM194 211V212H193ZM220 211V212H219ZM118 212V213H119ZM121 212V213H122ZM128 212V211H127ZM203 212H202V214H203ZM112 213H113V211H112ZM160 213H162V212H160ZM96 214V213H95ZM115 214V213H114ZM132 214V213H131ZM170 214H169V216H170ZM178 214V213H177ZM202 214H200V215H202ZM222 214V213H221ZM115 215H117V214H115ZM121 214H119L118 216H120ZM126 215H127V213H126ZM163 215H160L159 214V218L161 217V216H163ZM180 215V214H179ZM181 215V216H182ZM95 216V215H94ZM93 216V217H94ZM102 216V215H101ZM104 216V215H103ZM131 216V215H130ZM134 216V215H133ZM132 216V217H133ZM153 216V217H152ZM198 216V217H197ZM112 217V216H111ZM121 217H122V215H121ZM123 217H124V215H123ZM122 217V218H123ZM165 217V216H164ZM167 217V216H166ZM197 217V218H196ZM8 218V217H7ZM99 218V217H98ZM117 218V217H116ZM129 218V217H128ZM154 218V219H153ZM191 218V219H190ZM217 218H218V220H217ZM93 219V218H92ZM100 219H101V222L103 221V219L100 217ZM105 219V218H104ZM107 219H109V218H107ZM125 219V218H124ZM123 219V220H124ZM131 219H134V217L133 218H131ZM130 219V220H131ZM153 219V220H152ZM163 219V218H162ZM115 220H117V219H115ZM127 220V219H126ZM179 220H180V218H179ZM216 220H217V222H216ZM100 221V220H99ZM131 221H133V220H131ZM159 221H162L161 219L159 220ZM164 221V220H163ZM181 221V220H180ZM210 221V222H209ZM215 221V222H214ZM104 222V221H103ZM107 222V221H106ZM167 222V221H166ZM165 222V223H166ZM105 223V222H104ZM119 223H121V222H119ZM119 223H118V226H119ZM130 223V222H129ZM153 223H154V225H153ZM164 223V224H165ZM206 223V224H207ZM95 224V223H94ZM109 224V223H108ZM117 224V223H116ZM123 224V223H122ZM131 224V223H130ZM160 224V223H159ZM199 224V223H198ZM107 225V224H106ZM110 225H111V223H110ZM129 225V224H128ZM132 225V224H131ZM130 225V226H131ZM158 225V224H157ZM166 225V224H165ZM97 226V225H96ZM100 226V225H99ZM98 226V227H99ZM122 226V225H121ZM124 226H126V224L124 225ZM129 226V227H130ZM203 225L201 224V227H202ZM103 227V226H102ZM105 227V226H104ZM126 227H128V226H126ZM154 227H156V226H154ZM153 227V228H154ZM165 227H167V226H165ZM174 227V226H173ZM200 227V228H201ZM124 229H126L125 227H123ZM170 229H171V227H169ZM204 228V227H203ZM209 228V227H208ZM215 228V229H214ZM111 229V228H110ZM118 229H119V227H118ZM138 229V230H139ZM157 229V228H156ZM167 229V228H166ZM210 229H208V233L209 232H211V231H209ZM222 231H221V230ZM107 230H108V227H107ZM127 230V229H126ZM129 230H131V229H129ZM206 228H205V230H203V231H201V232H199L200 234L201 233H203L204 231H205V233L204 234H201V237L203 236V239L202 240H205L206 239V242L207 241H209L207 238H206V235L208 234L207 232H206ZM217 230H218V232H217ZM221 232H220V231ZM105 231V230H104ZM123 231V230H122ZM134 231V230H133ZM116 232V231H115ZM120 232V231H119ZM118 233V232H117ZM136 233V232H135ZM138 233V232H137ZM207 233V234H206ZM114 234V233H113ZM121 234V233H120ZM211 234V233H210ZM210 234H208V235H210ZM219 234V235H220ZM223 234H221L222 235V237L224 236ZM123 235V234H122ZM207 235V236H208ZM218 235V236H219ZM115 236V235H114ZM116 236H117V234H116ZM132 236V235H131ZM136 236V235H135ZM137 236H138V234H137ZM196 236H198V235H196ZM217 236V235H216ZM218 236H217V238H218ZM11 237V236H10ZM120 238L122 237V236H119ZM151 237H152V235H151ZM205 237V238H204ZM221 236H219V239H217V240H220V238H222ZM116 238V237H115ZM118 238V237H117ZM116 238V239H117ZM155 238V237H154ZM196 238V237H195ZM195 238L193 239V241L195 240ZM111 239V238H110ZM122 239V238H121ZM117 240V241H115V242H117V243H114V244H112L111 245V247L110 248H112V247H122L123 249H125V253H124V256H123V254H121V253H123V249L121 250L122 252L121 253H119V254H121V257L122 258H120V260L116 263V264H135V263H133L132 261H131V259H132V255L133 254H136V253H134L133 252V254L130 256V252L128 253V249H129V247L128 246H131L132 244L131 243H129V241L130 240H128V243L129 244H131V245H129L128 244V246H127V240L125 241V240ZM136 239V238H135ZM198 239V238H197ZM200 239V238H199ZM198 239V240H199ZM223 239V238H222ZM197 240V241H198ZM201 240V241H202ZM105 241H107V240H105ZM197 241H196V244L195 245H197ZM220 241H222V240H220ZM223 241H224V239H223ZM222 241V242H223ZM104 242V241H103ZM109 242H111V241H109ZM113 242V241H112ZM202 242H204V241H202ZM219 242V241H218ZM222 242H219L221 245H222ZM108 243V242H107ZM143 243H146V241L145 242H142L141 243V245H142V247H144L145 249H146V247H147V249H148V243L147 244H144L143 245ZM152 243V242H151ZM150 243V244H151ZM198 243H200V242H198ZM218 243V244H219ZM102 244V243H101ZM111 244V243H110ZM110 244H108V245H110ZM153 244V243H152ZM193 244H194V242H193ZM210 244V242H208V244L206 243V245H209ZM213 244V243H212ZM212 244H210V245H212ZM215 244H217V243H215L214 242V244L213 245H215ZM108 245H107V247H108ZM146 245V246H145ZM148 245V246H147ZM204 245H205V243H204ZM221 245H219V247H222ZM223 245H224V243H223ZM133 246V245H132ZM140 246V245H139ZM191 246V245H190ZM190 246H188L187 248L189 249L190 248ZM197 246H199V247H201L200 246V244L199 245H197ZM136 247V246H135ZM138 247V246H137ZM152 247V245H150V249H152L151 248ZM193 247H194V245H193ZM214 247V246H213ZM218 248V246L217 245H215V247L214 248H212L211 246H210V249H209V247H208V249H209V252H208V254L209 255H219L220 256V253L219 252H222V250L221 249H224V247H222V248H220V250H219V248H218V251L219 252H217V248ZM109 248V247H108ZM109 248V249H110ZM120 248H118V249H120ZM186 248V249H187ZM216 248V249H215ZM133 249H134V247H133ZM131 247H130V251H132L133 250ZM149 249V250H150ZM192 249H194V248H192V246H191V251H192ZM103 250V249H102ZM105 250V249H104ZM114 250V249H113ZM137 250H139V252H140V250H141V247L139 248V249H137L136 248V251L135 252H137ZM142 250L144 251V249L142 248ZM142 250H141V252H142ZM205 250V249H204ZM206 250H207V247H206ZM212 250V252L214 251L215 252V254L213 253L212 254V252H210ZM120 251V250H119ZM146 251V250H145ZM224 251V250H223ZM105 252H106V250H105ZM111 252V251H110ZM202 252H204V251H202ZM206 253H207V251H205ZM205 252L204 253H200V254H202V255H200L201 256V258H203V254L204 255H206L207 256V254H205ZM107 254H108V251H107ZM118 254V255H119ZM221 254H223V252L221 253ZM105 255V254H104ZM137 255V254H136ZM197 255H198V253H197ZM199 255H198V259H200V257H199ZM209 255L206 257V258H208L209 257ZM162 256H163V254H162ZM166 256H168V257H170L169 255H164V257H166ZM213 256V257H214ZM219 256L218 257H216L215 256V261L216 262H218V264L220 263V261H222V259H223V257H220L219 258ZM118 257H120V255L118 256ZM168 257H166V258H168ZM196 257V256H195ZM205 257H204V259H205ZM149 258H152V256L151 257H149ZM221 259V260H219V259ZM118 259V258H117ZM194 259V258H193ZM209 259V258H208ZM150 260V259H149ZM149 260H147V262L149 261ZM152 261H154L153 259H151ZM150 260V261H151ZM191 260H192V257H191ZM195 260V259H194ZM197 260V259H196ZM217 260H219V261H217ZM140 262V261H139ZM144 263H145V261H143ZM146 262V263H147ZM193 262V261H192ZM196 264H197V262L196 261H194ZM193 262V263H194ZM201 262V259L199 260V263ZM207 261H205V263H206ZM138 263V262H137ZM149 263V262H148ZM152 262H150V264H151ZM177 263H181V262H177ZM194 263V264H195ZM198 263V264H199ZM211 263V262H210ZM223 263V262H222ZM139 264V263H138ZM143 264V263H142ZM185 264V263H184ZM188 264V263H187ZM192 264V263H191ZM202 264H204V261H203V263ZM214 264V263H213Z\"/></svg>","mask_w":264,"mask_h":264}]
</instances>
